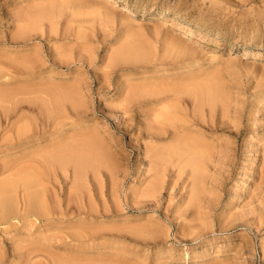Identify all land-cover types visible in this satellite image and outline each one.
Here are the masks:
<instances>
[{
  "label": "rangeland",
  "instance_id": "1",
  "mask_svg": "<svg viewBox=\"0 0 264 264\" xmlns=\"http://www.w3.org/2000/svg\"><path fill=\"white\" fill-rule=\"evenodd\" d=\"M163 16L179 17L180 25L163 24ZM191 83L227 97L226 110L200 109L193 97L180 95ZM157 88L170 92L161 101L181 112L174 135L155 126L159 136H149L147 125L168 109L154 97ZM4 94L0 104L12 110V121L59 124L38 143L0 152V167L63 138L71 145L95 140L113 151L99 170L102 202L91 200L97 212L85 218L73 205L51 221L0 228L1 264H50L54 256L84 262L71 264H264V0H0ZM129 94H136L130 123L119 112ZM10 129L0 106V141ZM173 148L171 154H182L180 173L171 168L177 158L168 160L163 195L146 198L156 182L147 154L158 158ZM92 175L85 174L88 197ZM74 178L70 170L59 179L62 194L73 191ZM195 186L200 211L191 204ZM84 230L94 233L80 239Z\"/></svg>",
  "mask_w": 264,
  "mask_h": 264
},
{
  "label": "bare ground",
  "instance_id": "2",
  "mask_svg": "<svg viewBox=\"0 0 264 264\" xmlns=\"http://www.w3.org/2000/svg\"><path fill=\"white\" fill-rule=\"evenodd\" d=\"M100 1H106V0H100ZM107 1L109 3H112V4L113 3H118V0H107ZM122 9L130 10V8L126 4H124L122 6ZM161 20H162L163 24H165V23L169 24L170 23L172 25H180L179 24L180 23V19L177 16L176 17L163 16V18L161 17ZM21 36H24L23 33L21 34ZM38 62H39V60H38ZM28 66H29V64H26V67H28ZM192 82H194V80ZM195 82H194V85H195ZM200 82H201V80H200ZM207 83H208V81H207ZM215 84L218 85V83H215ZM194 85H193L192 89H188V90H186L184 92H182L183 91L182 90L180 95L185 93L188 96L193 97L196 100V102L198 103L200 109H202V107L204 105H207V106H209L211 108L212 111H214L215 109H217V106L219 104L221 105L223 110L225 109L224 106L226 105V103H225L224 100L227 97H225L224 100H223V99L220 98L218 93L213 94V92H212L210 87H207V86H204V85H199V86L198 85L194 86ZM186 86H189V85L186 84ZM215 87H216V85H215ZM220 90H222V89H220ZM157 91H158V88H157ZM66 92L68 93V91H66ZM148 93H149V91H148ZM169 93L170 92H159L158 91V93H156L154 95V97L160 99L162 97L170 95ZM173 93H174V97L175 98L178 97L179 94H176V92H173ZM55 94H56V91H55V93L53 95H55ZM53 95L50 94L51 97ZM221 95H223V93ZM6 96L7 95H5V94L1 95L0 99H1V103L2 104L4 103L3 100H4V98H6ZM57 96H55V97H57ZM135 97H136V94L135 95H130L129 94V99L126 101L127 104L123 105L119 109L120 110L119 112L121 113L120 118H122L123 120H126L125 122L129 121V123H130V120L133 117L134 111L132 109L133 108L132 106H133L134 101H136V99H134ZM58 98L59 97H57V99ZM172 99H169V101L172 100ZM160 101H161V99H160ZM169 101H168V105H169ZM173 101H174V99H173ZM176 101H177V99H176ZM159 103H162L161 104V108H162V105L165 103L166 107L164 106L165 108H162V109L168 108L166 102H164V101L162 102L161 101ZM0 106H1V110H2L3 114L5 115V117L7 119L8 124L11 125L10 136H8L6 138H3L0 141V152H5L6 153V151H14L16 149L24 147L26 144H29V143H38L39 140H41V137L39 135H41L45 131L47 132L48 128H51L52 126L56 127L59 124V122L54 123V121L52 120L53 118L52 119L49 118L47 121H43V122L42 121L41 122H37V121L34 122V121L30 120L27 124H21V122H20L21 119L20 120L18 119V121H12V110L10 108H6L7 106L5 107L4 105H1V104H0ZM195 106H197V105H195ZM228 106H230V105H228ZM156 107H158V106H156ZM158 110H159V108H156V111L155 110L154 111L157 113ZM178 111L179 110H177L176 106H172V107H169L167 109V111L165 110L164 114L160 113L161 115H163V117L161 115H157V116H161V118L157 117L158 119L156 118L155 119L156 121H152L151 124L147 125V129L149 131V136H151V137L159 136V134H157L153 130V128L155 126H160V127L161 126H163V127L166 126L167 129H170V130L174 131V132H172L173 135H174L176 133L175 131H177V129L179 127L178 126L179 124L176 125V123L174 122V120L176 121L175 116H177V113L179 114V112H180V111L179 112ZM228 111H229V108H228ZM228 111H227V113H228ZM152 113H154V112L152 111ZM198 113L200 114V111ZM147 114H148V112H147ZM203 114H202V116H203ZM135 115H136V113H135ZM223 115H224V113H223ZM173 117H174V119H173ZM182 117L183 116H181V118ZM188 117H189L188 119H190V116H188ZM184 118H185V116H184ZM184 118H183V120H184ZM198 120H201V119H198ZM201 121H203V120H201ZM184 122H185V120H184ZM188 122H189V120H188ZM206 122H207V120H206ZM144 126H146V124ZM180 129L183 130L182 128H179V130ZM182 132L187 134L188 130H187V133H186L185 130H183ZM192 132H194V131H192ZM197 134L199 135L198 132H197ZM182 135H184V134H182ZM42 138H45V137H42ZM183 138H185V136ZM198 139L196 138L197 141H199ZM68 140H69V138H63V141L59 142V143L56 142L55 140H50L49 142L47 141V143L44 144L43 146L41 145L39 147L37 145L38 147L32 148L29 152H27V151H24V152L21 151L20 153L18 152L19 155L17 157H15L14 159L8 160L6 162V163L9 164V165L7 164V167H3V166L0 167V175H5V174L9 175L7 177L5 176L6 178H4L3 180L0 181V228H3L4 226H7V225L8 226L9 225H13L14 227H17V225L19 223L25 222V221L30 220L32 218L35 221H38V220L43 221V222L44 221H51V220H54L57 216L69 215L73 205H76L74 208H76L75 210L77 211V213L79 215L85 216V218H86L87 215L92 214V216H93V214H95L97 212V210L93 208L91 200H92V197H94L98 201L102 202L101 197L103 195V190H102V188H100V185H99V177L100 176H98V175H99V172H100L99 170L101 169V167L104 164V162H106V163L108 162V164L110 162H112L111 158H109L108 155H107V153L108 154L110 153L111 149L110 150L101 149L99 144L95 143L96 142L95 140L87 141L86 143H81V141H80L78 144H73V145H71L72 143L69 144ZM185 141H187V140H185ZM195 141H193V142L196 143ZM191 142H192V139H191ZM205 142H207V141L205 140ZM207 143H209V142H207ZM190 144L195 146V144H192V143H190ZM198 144H200V143H197V145ZM184 145L185 144H183V146ZM201 145H202V147H205V146L207 147L208 146L209 149L211 147V145L209 146V145L200 144V146ZM212 145H214V144H212ZM196 146H195V149L197 148ZM166 147L168 148V146H166ZM198 148H199L198 150H200L201 147H198ZM203 149H201V150H203ZM211 149H212V147H211ZM174 150L175 149L173 148V149H171L169 151V155H166V156H162L161 155V156H158V158H154L149 153L147 154L148 155L147 158H148L149 165H150L149 171L153 172L155 174L156 182L153 183L147 189V191L145 190L146 191V195H145L146 198H151L152 196H156L157 195V197L160 199L161 196L163 195V191H164V189H165V187L167 185V183H165L164 179L166 177V162L168 160H171L173 158H177V163L174 164L173 167H171V168L172 169H177L179 171V173H180V171H181L180 165L182 163V160H181L182 159V154L180 153L181 151L180 152H176V154L175 153L171 154V153L174 152ZM207 150L208 149L206 148V151ZM215 150H216V148H215ZM112 151H113V148H112L111 152ZM206 151L203 150V152L205 154H206ZM200 152H198V154H202L203 155V152L202 153H200ZM208 152H210V151H208ZM192 153H194V152L192 151ZM205 154L203 156H205ZM14 155H15V153H14ZM198 156L200 157L201 155H198ZM203 156H201L200 158L202 159ZM194 158H195V156H194ZM196 159H197V157H196ZM155 160H156V163H155ZM152 163H154V164H152ZM111 164H113V163H111ZM200 166H202V165H199V167ZM110 168H112V170L113 169L115 170V168H113L111 166H110ZM146 169H148V168L146 167ZM201 169H203V168H200L199 172L201 171V173H202ZM70 170L75 175V178H74L75 179V187H74V189H72L73 190L72 192L69 191L66 194H64V193L62 194L61 193L62 191L60 192V189H59L60 187L58 186L59 185V179L64 178L65 175ZM109 171H110L109 173H111V170H109ZM193 171H195V170L193 169ZM89 172H92V174H93L92 175L93 176V179H92L93 183H92L91 186H94V189L96 188V190L92 189V194L89 195L90 197H88L86 195V192H85V174L89 173ZM201 173H199V174H201ZM112 174L114 175L113 172L110 175L112 176ZM168 177H169V175H168ZM168 177H166V178L168 179ZM179 178H182V176L180 175ZM204 185H202V186H204ZM20 190H23L24 193H25V196H23V198H21L22 200H19V193H20L19 191ZM192 195H193V198H192V201H191L192 207L193 208H197L198 207V209L200 211L201 210V208L199 207L200 191H199V187L198 186H195V189L192 192ZM208 205H211V204H208ZM208 207H210V206H208ZM205 211H206V209H205ZM203 213H204V210H203ZM134 231L135 230H133V231L132 230H127L129 235H131L134 238H136L137 234H139V233L134 232ZM93 233L94 232H92V231L84 230L85 236L83 234L79 238L82 239L84 237L91 236V235H93ZM77 239L78 238L76 237L75 240H77ZM28 256H30V254H28ZM4 257H5L4 251H3V253L0 252V264L3 262ZM25 258L28 260V257H25ZM50 258H51V256H50ZM93 258L91 260H93ZM52 259H53V257H52ZM60 259H62V258H60ZM65 259L61 260L60 262H57V260L55 259V256H54V260L53 261L50 259L51 260L50 264H71V262L84 263L83 261H81L80 258H77V259H73L72 258V259H68V260L67 259L65 260ZM44 260H46V259L44 258ZM83 260L84 261H88V260H85V259H83ZM89 261H90V259H89ZM118 261L120 262V260H118ZM42 262L44 263V261H42ZM40 263H41V261H40ZM110 263H112V262L110 261ZM37 264H39V263H37ZM91 264H94V263H91ZM95 264H96V262H95Z\"/></svg>",
  "mask_w": 264,
  "mask_h": 264
}]
</instances>
